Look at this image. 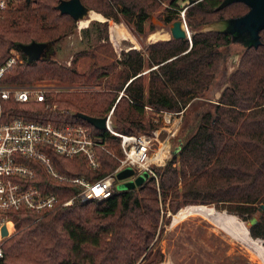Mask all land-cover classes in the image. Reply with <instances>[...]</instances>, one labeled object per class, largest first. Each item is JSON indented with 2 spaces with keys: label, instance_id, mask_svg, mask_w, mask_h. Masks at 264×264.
Wrapping results in <instances>:
<instances>
[{
  "label": "trees",
  "instance_id": "16d2710c",
  "mask_svg": "<svg viewBox=\"0 0 264 264\" xmlns=\"http://www.w3.org/2000/svg\"><path fill=\"white\" fill-rule=\"evenodd\" d=\"M59 0H13L0 9V67L15 48L21 55L7 67L0 83L24 84L39 80L62 83H99L105 91L49 93L60 120L82 123L101 135L113 148L119 136L96 128L79 116H103L111 108V126L117 132L152 133L158 125L145 120V105L156 111L183 110L186 121L173 137L172 154L163 165H153L155 175L131 188L119 189L102 199L75 200L42 213L16 210L14 233L2 244L0 264H158L163 253L156 246L159 222L186 204H208L248 220L264 202V28L258 46L242 49L228 84L215 101L201 99L234 44L229 33L198 29L203 23L243 14L248 6L222 0H81L89 9L115 21L124 20L140 33L151 15L163 23L178 18L184 8L191 30L187 38L149 43L142 51L129 48L121 58L104 65L92 64L78 72L52 57L27 60L20 43L54 41L71 32L77 21L60 13ZM88 26L83 32L88 33ZM88 35V34H87ZM120 66L116 70L117 66ZM141 73L145 67H153ZM122 91L119 93V91ZM13 114L30 120H52L54 111L42 112L41 101H8ZM36 109V110H34ZM37 111V112H35ZM57 116V117H58ZM100 167L91 169L80 155L63 156L51 151L57 169L68 175L97 179L118 163L101 150ZM37 177L52 190L64 189V198L77 188L70 182L50 179L38 164ZM264 244V210L249 227ZM155 238V240H154Z\"/></svg>",
  "mask_w": 264,
  "mask_h": 264
},
{
  "label": "rangeland",
  "instance_id": "374dc122",
  "mask_svg": "<svg viewBox=\"0 0 264 264\" xmlns=\"http://www.w3.org/2000/svg\"><path fill=\"white\" fill-rule=\"evenodd\" d=\"M188 1L189 0H181L180 3L185 5ZM12 2L13 1L10 2V5L13 4ZM165 6V2L160 3L159 11H155L150 17L153 25L152 28L149 26L150 20H148L145 23L144 32L140 33L136 32L131 25H128L122 19L120 21H115L112 18H107L100 12L91 9V11L101 14L103 18H93L86 25H81L80 22L77 21L75 28L71 32L62 35L61 38L52 45L49 56L62 65H73L78 72L82 73L87 71V69L94 63L104 65L120 59L121 51H127L129 48H136L144 51L145 46L149 43L171 38L169 27L172 21L163 23L156 15L158 14L157 12H160ZM182 11L184 12L186 26L190 30L185 18L184 8L178 13V18L181 17ZM115 23L125 29L131 38L124 37L118 40L112 38L110 27ZM87 26L89 31L88 33H85L83 32V28ZM219 26L220 24L218 21H212L201 24L198 29L216 28ZM154 34H158L159 36L152 38L151 35ZM233 43L234 44L231 45L230 53L227 56L225 63L218 69L210 86L202 96L193 97L191 102H198L201 99L215 101L220 95V91L228 84V76L237 66L240 53L244 48V44L239 42ZM12 50L19 53L15 48H12ZM119 67L120 66L118 65L116 70H118ZM155 67L156 66L149 68L145 67L141 73H146L151 68ZM144 76L146 77L147 73ZM105 80L106 77L104 76L99 83L94 84H82L77 81L67 84L57 80H39L21 85L27 84L46 88V100L41 101L44 102V105L42 106L43 111L40 112L45 114V112H52L57 109V104L48 100L49 93L55 94L60 91H105ZM121 92L122 91L120 90L119 93ZM7 104L12 107L10 102ZM53 106H55V108H53ZM146 106L148 107L146 108ZM145 110V120H152L154 123H158L156 128L152 130V132L157 133L156 135L158 138V140L154 141L152 150H155L160 145L167 149L163 154L162 160H160L162 163L159 165H163L166 159L172 154L173 142L171 139L178 135L180 129L185 124L186 114H184L183 110L178 112L156 111L149 105H145ZM108 148L115 150L117 153L121 152V150L117 151V148L110 146L109 143ZM144 174L145 171H133L132 176L136 178L138 176H144ZM122 180L117 178L116 187ZM188 205L199 204H186L181 207ZM200 205L212 208L213 210L226 215L227 218H230L229 225H235L244 231L251 239L256 241V246L233 236L227 229L222 228V226L213 221L210 216L200 212H193L178 221H173V215L179 208H181L179 207L175 212L171 213L170 211H167L166 216L169 218L168 222L165 220L159 222L155 238H157L156 246L160 248L163 253V258L158 264H264V244L262 238L254 237L250 234L243 225L245 220L241 219L234 213L216 209L213 205ZM14 231V227L10 228V232L5 236L0 237L1 248L5 240L9 238ZM257 244L260 245V250L257 248Z\"/></svg>",
  "mask_w": 264,
  "mask_h": 264
},
{
  "label": "built area",
  "instance_id": "2783aa9c",
  "mask_svg": "<svg viewBox=\"0 0 264 264\" xmlns=\"http://www.w3.org/2000/svg\"><path fill=\"white\" fill-rule=\"evenodd\" d=\"M11 1L0 0V9L7 8ZM181 18L185 22L183 11ZM20 56L11 49V55L0 67V77L7 67L22 59ZM45 92V87L0 83V228L5 224L7 233L13 228L12 218L16 210L42 213L55 206L69 205L75 200L109 196L116 185L117 172L122 168L129 166L133 171L155 175L153 165L162 163L160 160L167 150L163 148L161 156L153 158L160 149L158 146L152 150L154 141L158 140L155 132L134 134L115 131L111 126L112 109L106 113L105 128L119 136L120 153L108 148V142L88 126L60 120L58 112L52 114V120H30L13 114V108L7 104L9 100L45 101ZM101 150L114 156L118 163L97 179L62 173L51 156V151L67 157L80 154L91 169H98ZM38 164L50 179L70 182L77 190L64 198V189L52 190L49 182L37 177ZM132 175L126 179L134 178Z\"/></svg>",
  "mask_w": 264,
  "mask_h": 264
},
{
  "label": "water",
  "instance_id": "95a60500",
  "mask_svg": "<svg viewBox=\"0 0 264 264\" xmlns=\"http://www.w3.org/2000/svg\"><path fill=\"white\" fill-rule=\"evenodd\" d=\"M232 2H243L248 6L247 11L237 16L212 20L218 21L220 26L216 28H206L201 30L212 29L229 33L233 42H239L241 44H244L245 47L251 45L258 46L260 43V31L264 28V0H222L216 8L220 9ZM56 7L58 8L60 13L69 14L76 21L87 18L89 16V12L91 11V9H89L85 4H83L81 0H59L56 4ZM169 28L171 33L170 37L188 38L191 45L190 30L188 29L184 20L181 17L174 19L171 22ZM59 38H61V36H58L54 41L46 42L32 40L27 43H20L19 47L26 54L27 60L32 61L40 57H49L52 45ZM79 116L87 120L96 128L106 127V114L103 116H93L85 113H80ZM132 174L133 169L129 166L119 170L117 172V178L120 180H124H122L117 185V188L125 189L135 186L144 179L146 172L144 176H138L132 179H125L131 176ZM263 210L264 202L260 204L258 212L256 214H253L248 220H245L243 225L248 231L249 227L258 220ZM0 233L2 236H5L7 234V228L5 224L1 225Z\"/></svg>",
  "mask_w": 264,
  "mask_h": 264
},
{
  "label": "bare ground",
  "instance_id": "6f19581e",
  "mask_svg": "<svg viewBox=\"0 0 264 264\" xmlns=\"http://www.w3.org/2000/svg\"><path fill=\"white\" fill-rule=\"evenodd\" d=\"M97 18L101 19L103 16L97 12L90 11L89 16L83 20H79L81 25H86L91 19ZM110 33L111 37L118 40L120 38H131L127 31L120 27L119 24H114L110 27ZM159 36L158 34L151 35L152 38ZM163 146L160 145V149L153 155V158L156 156H161L163 153ZM193 212H200L202 214L208 215L212 218L213 221H215L217 224L222 226V228L227 229L233 236L240 238V240L244 242H250L256 246V241L251 239L244 231H242L237 226H231L229 225L230 218H227L226 215H224L221 212H217L213 210L212 208L206 207L204 205H188L185 207H181L177 210V212L173 215V221H178L182 219L184 216L191 214ZM234 221V220H233ZM238 224V223H237ZM257 248L260 250V245L257 244ZM256 249V248H255ZM257 250V249H256ZM264 256V255H263Z\"/></svg>",
  "mask_w": 264,
  "mask_h": 264
}]
</instances>
